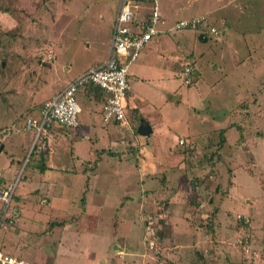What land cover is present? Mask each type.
Instances as JSON below:
<instances>
[{
	"label": "rangeland",
	"instance_id": "1",
	"mask_svg": "<svg viewBox=\"0 0 264 264\" xmlns=\"http://www.w3.org/2000/svg\"><path fill=\"white\" fill-rule=\"evenodd\" d=\"M119 1L0 0V180L13 186L17 214L0 229V250L35 264H83L82 255L90 264H264V0H158L160 28L205 19L158 34L129 65V127L116 126L125 146L101 150L117 151L119 173L101 165L90 181L92 168L72 157L67 130H49L52 140L40 146L23 129L70 75L65 67L75 72L103 53ZM155 48L172 57L165 85L180 97L174 104L157 90L168 129L148 143L135 133L132 105L156 101V84L134 65ZM165 57L149 63L162 69ZM184 67L188 77L179 75ZM77 103L80 120L102 105L83 92ZM220 133L226 143L217 146ZM53 154L62 165L52 169L61 171L38 175ZM99 192H108L106 204L118 201L87 209ZM70 231L96 233L79 239Z\"/></svg>",
	"mask_w": 264,
	"mask_h": 264
},
{
	"label": "built area",
	"instance_id": "2",
	"mask_svg": "<svg viewBox=\"0 0 264 264\" xmlns=\"http://www.w3.org/2000/svg\"><path fill=\"white\" fill-rule=\"evenodd\" d=\"M131 7L137 8L136 11L139 10L141 13L136 16V12ZM163 21L158 0H144L143 2L120 0L112 21L108 52L104 60L100 64L82 71L49 99L44 100L36 116L25 117L23 129L32 134V141H34L32 145L38 142L39 137H43L47 130L53 126L66 129L77 127L80 112L77 98L82 88L87 85L98 87L102 93L100 108L102 123L128 128L126 117L129 91L128 68L138 56L141 47L158 34L195 29L204 22V16L197 15L188 19H177L170 26L160 28L159 25ZM210 31L214 32L213 29ZM189 73V69L184 67L183 72H180L179 75L188 77ZM185 82L188 83L189 79L186 78ZM178 143L182 144L184 141L179 139ZM13 191V186L10 184L0 187L2 205L0 229L7 228L8 224H12L17 217L12 207L15 202ZM0 264L35 263L0 250Z\"/></svg>",
	"mask_w": 264,
	"mask_h": 264
},
{
	"label": "crops",
	"instance_id": "3",
	"mask_svg": "<svg viewBox=\"0 0 264 264\" xmlns=\"http://www.w3.org/2000/svg\"><path fill=\"white\" fill-rule=\"evenodd\" d=\"M159 26H165L164 25V21ZM166 27H168V26H166ZM166 27H164V28H166ZM169 33H173V31L169 32ZM158 37L159 36H156V37H154L152 39L155 40V41H158ZM161 41H162V43H167L168 40H167V38L166 39L163 38ZM104 46H105V49H104L103 53L99 57H96V58L93 57L91 59V61L86 63L83 67H81L80 69L76 70L75 72L71 73L69 67H65L63 69L64 75H67L66 72L68 70H69L70 75H68L66 80L52 94L54 95L56 92H58L69 80H71L73 77H75L76 75H78L82 71L100 64L104 60L106 55H107L108 47H109V41L107 42V44H104ZM148 53L149 52H145L143 54L142 58L140 59V63L141 64H135L134 65V69H136L138 72L145 73V76H147L146 80L155 82V84H156L155 100L156 101H154L152 103L150 101H147L146 99H141V101L146 104V108L145 109L143 108L144 104L140 103L139 101H137V103L135 105H132L133 108L134 107L137 108V111L140 114V117L138 119V123H139V120H141V121L146 122L150 126V129H151L150 133L146 137H143V138H145L147 140L149 138L148 137L149 135L154 134V131L155 132L160 131L162 133V132L167 131V129H168V127L166 126V123H165L166 119L161 115L162 112L160 111V109H161L160 107L163 105V104L161 105V101L164 100V97H163V95L161 93L157 92V90L160 89L162 91H165L166 94L169 95V96L173 94L174 96H170L169 99L172 102H174V104L176 103V101H178V99L180 97L179 95H177L178 96V98H177L175 93L169 92V89L165 85V75H167V73L170 74L173 71L172 68L166 67L165 64L167 63V66H169L168 65L169 61L168 60L170 58H172V57H169L164 51L160 52L156 48L154 49V52L149 53V54ZM165 54L169 57L167 60H166ZM150 56L151 57L155 56L157 59H161V58L163 59V57H165L164 60L162 61V63H163L162 69L158 68V67H155V66L151 65V63H149V60H151L149 58ZM164 67H165V69H163ZM50 68H51V66H50ZM130 75H131V73H129V71H128V78L130 77ZM129 88H130V82H129ZM167 89H168V91H167ZM189 90H192V87ZM129 92H130V90L128 91L127 102H128L129 96H130ZM52 94L50 96H52ZM194 95L197 96V92L195 90H194ZM89 99L91 101H93L92 97H89ZM158 100H159V104L161 106L158 107L159 110L157 112L156 104H154V103H156ZM42 102L39 104L38 109L36 111L35 110L32 111V112L36 113L35 115H32V116H36L37 115L38 110H39ZM147 103L151 104L153 106L152 110L149 108L150 106ZM128 104L130 105V103H128ZM79 107H80V104H79ZM30 109H34V108H32V106H31ZM81 112L82 111H81V107H80V112L78 114V125H77L76 128H74V129H66V128H61V127H58V126H53L49 130L56 131L58 129H64V130L68 131V134L67 133H65V134H67L68 138H70V149H71L72 157L75 158L74 160L79 165H82V164L86 163L88 165L87 167H91L92 168V169H88L86 171V174L87 173H88V175H89V173L91 174V176H87L88 180H90V181L94 180L95 181L96 175H97V173H95V171H96V169L100 168L101 165H102V167H105V169H106V166L110 165V169L113 171V174L114 173H119L118 172L119 171V167H117L119 162L112 161V158L118 157V155H116L117 151H112L111 150V151L105 152V151H101V150H104L106 148L120 149L121 145L123 147L125 146V142L126 141L121 140L122 138H121V136H119V132L117 131V128H116L115 125H113V124H103L102 123L101 118H100V112L98 110L97 111H92L90 109H87V111H86V113H88L87 118L86 119L82 118L80 120L79 115H80ZM154 112H156L155 116H153ZM97 117L100 118V120L98 122L99 125H96ZM157 122H159V126L156 128V125H155L156 129H154L153 123L156 124ZM158 134L156 135V140H157ZM47 135H49V132H47L45 134L44 138H46V140H44V138H43L42 139L43 142L41 143L40 146H45L46 144H48V142H50L52 140L51 136L47 137ZM148 143H149V140H148ZM166 147H167V145H166ZM92 151H93V156H92ZM54 156H55L54 154L51 155V156H48L49 158L48 159L46 158L43 161L44 165L40 166L39 170H38L41 174H38V175H44V173L61 171V170L54 171L52 169V167L55 166V165H53V163L56 164L57 161H58L57 157H56V159H54ZM93 158H94V160H93ZM13 160L14 159L11 157L10 161H9V164H12ZM57 164L62 165L61 162H59ZM56 168H58V166H56ZM0 181H2L1 182L2 184L3 183L5 185L9 184L8 183L9 181H6V179H4V178H1ZM31 193H33V192H31ZM85 193H86V191H85ZM107 193L108 192H106V193L102 192L100 194V192H99V194L98 193H94V195L92 194V198L94 196L95 197L99 196L101 198L99 200L97 199V201H94L93 199H88L87 200V205H86L87 209H89L91 207V210L95 211L94 206H96V210H99L100 208H105V207H112L113 206L112 204L116 203L118 200L116 199L115 202H114L115 198H114V196H111L109 198L110 200H108V204H106V201H105L104 198L108 197ZM37 195H38V192H37ZM85 196L89 197L90 193L85 194ZM14 200L16 201L15 198H14ZM101 210L102 209H100L99 211L101 212ZM68 228L69 229H75L73 227V225H70ZM71 233L73 235H76L77 237L79 236L80 237L79 239H81V237L89 236V235L91 236V235L95 234L96 232L83 231L81 233H78V232L77 233L71 232ZM68 234L66 235L67 237H68ZM82 259H84V263L83 264H90L89 262H90L91 259L90 260L88 259V255H84V256L82 255Z\"/></svg>",
	"mask_w": 264,
	"mask_h": 264
},
{
	"label": "trees",
	"instance_id": "4",
	"mask_svg": "<svg viewBox=\"0 0 264 264\" xmlns=\"http://www.w3.org/2000/svg\"><path fill=\"white\" fill-rule=\"evenodd\" d=\"M130 1H134V2H139V1H141V2H143L144 0H130ZM2 9V11H5L6 10V8H1ZM7 11V10H6ZM203 16V15H202ZM205 19V18H204ZM201 36L202 37H205V34L203 33V32H201ZM0 69H1V64H0ZM192 73V76L194 75V73H195V71H192L191 72ZM190 77H191V74H190ZM80 92V91H79ZM79 92H78V94H79ZM82 92L84 93V95L85 96H87V97H92L93 98V100H95V101H97L98 102V100L99 101H102V93H101V91H100V89L98 88V87H96V86H94V85H87V86H85L84 88H82ZM128 107H129V104L127 103L126 104V117H127V113H128ZM130 110L129 111H131L132 110V108H129ZM110 124V123H109ZM115 125V124H114ZM115 126H117V125H115ZM49 131V129L47 130V132ZM135 133H136V128H135ZM137 134V133H136ZM138 135V134H137ZM45 136V135H44ZM44 136L43 137H39V139H38V142L40 141V140H42L43 138H44ZM225 140H224V136L222 135V133H220V135H219V139H218V145L217 146H220V144H221V142H223L224 143V145H225V143L226 142H224ZM220 143V144H219ZM227 145V144H226ZM113 155V154H112ZM4 186H6L4 183H3V186L2 187H4ZM15 198V197H14ZM16 202V201H15ZM12 226V224H8V226H7V228H9V227H11ZM18 258H20V257H18Z\"/></svg>",
	"mask_w": 264,
	"mask_h": 264
},
{
	"label": "water",
	"instance_id": "5",
	"mask_svg": "<svg viewBox=\"0 0 264 264\" xmlns=\"http://www.w3.org/2000/svg\"><path fill=\"white\" fill-rule=\"evenodd\" d=\"M197 38L200 42H204L206 39L201 35H198ZM150 131H151L150 126L146 122L139 120V123L136 127V133L142 137H146L150 133Z\"/></svg>",
	"mask_w": 264,
	"mask_h": 264
}]
</instances>
